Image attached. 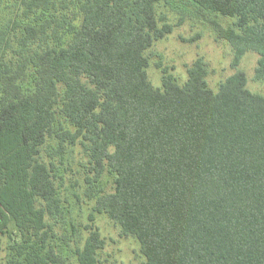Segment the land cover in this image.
<instances>
[{"label":"trees","instance_id":"obj_1","mask_svg":"<svg viewBox=\"0 0 264 264\" xmlns=\"http://www.w3.org/2000/svg\"><path fill=\"white\" fill-rule=\"evenodd\" d=\"M162 1L172 2L21 0L7 25L18 29L14 60L0 59V247L2 235L16 237L8 264H64L46 217L62 210L53 159L69 145L83 148L93 178L113 176L94 211L138 240L146 264H264V96L242 70L212 88L202 57L183 83L158 62L154 86L147 51L173 31L157 15ZM188 1L234 19L216 32L234 66L257 52L263 80L264 0ZM104 244L93 228L78 264H102Z\"/></svg>","mask_w":264,"mask_h":264},{"label":"rangeland","instance_id":"obj_2","mask_svg":"<svg viewBox=\"0 0 264 264\" xmlns=\"http://www.w3.org/2000/svg\"><path fill=\"white\" fill-rule=\"evenodd\" d=\"M21 0H0V30H7L12 50L0 49L1 60H14L17 48L16 34L18 29L9 28L14 19H19L22 12ZM158 17L166 16L173 31L158 40L147 51L150 57L148 76L156 87L162 85V71L156 65L162 63L180 83L187 78V68L197 58L202 57L208 66L207 80L212 88L237 70H242L248 78L247 87L264 96V79L255 77L259 55L249 50L237 66L233 65L234 52L230 43L218 36L215 22L224 27L232 26L234 19L217 14L201 13L188 0L160 2L156 9ZM164 22H161L162 25ZM9 25V26H7ZM36 46V45H34ZM42 160L49 161L46 146L41 148ZM55 183L61 198V212L47 216L46 220L55 232L52 244L62 257L64 264H78L76 251L82 248L90 231L96 228L105 240L98 257L102 264H146L138 240L125 235L121 227L105 214L94 211L95 195L100 190L113 189V176L106 173L99 180L88 173V158L80 145L67 146L63 156L55 155ZM91 176V183L87 177ZM91 189L92 196L88 194ZM93 214V216H91ZM14 237L2 235L0 247V264H8L13 255L10 246Z\"/></svg>","mask_w":264,"mask_h":264}]
</instances>
